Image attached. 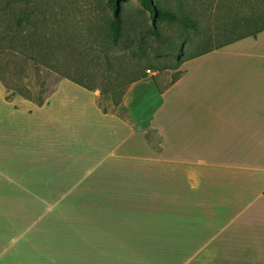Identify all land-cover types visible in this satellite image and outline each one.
I'll return each instance as SVG.
<instances>
[{"label": "crops", "instance_id": "1", "mask_svg": "<svg viewBox=\"0 0 264 264\" xmlns=\"http://www.w3.org/2000/svg\"><path fill=\"white\" fill-rule=\"evenodd\" d=\"M0 88V142L20 129L13 122L34 117L49 131L46 176L61 188L26 189L36 177L4 162L0 185L130 211L133 237L123 238H132L138 264H264V29L152 71L108 113L97 106L98 87L65 78L42 106L5 101Z\"/></svg>", "mask_w": 264, "mask_h": 264}, {"label": "rangeland", "instance_id": "2", "mask_svg": "<svg viewBox=\"0 0 264 264\" xmlns=\"http://www.w3.org/2000/svg\"><path fill=\"white\" fill-rule=\"evenodd\" d=\"M128 1L134 10L137 1ZM105 2L106 0H36V2L34 0L15 10V13L22 11L24 17L33 20L30 24H23L21 28L23 35L34 33L36 27L41 32L46 31L45 35L51 38L52 43L47 42L46 46L51 55L45 58V62L52 63L57 71L52 72L49 77L43 76L46 78L43 85L45 89L50 91L56 88L57 82L62 79V73L75 79H83L81 81L84 83H90L89 80L93 79L94 88H99L106 58L118 54L113 51L116 50L115 47L102 40L105 31L111 33V14ZM156 2L167 7L175 3L180 4L184 13L197 26L195 30L178 26L168 27L157 20L156 25L162 31L164 40L158 43L153 38L149 39L152 48L144 58V64L154 68L174 65L177 60H185L236 34L253 31L264 25V0H156ZM47 3L53 5L50 7L51 11L43 10L45 19L42 22L44 17L36 11V7ZM250 17L255 19L250 21ZM146 19V25L151 26V21ZM239 20L250 22L243 28L238 26L232 29L233 26L224 25L226 22ZM136 21L138 20L133 11V24ZM128 24H125L126 28ZM224 29L226 31H223ZM180 33L184 36L181 40L183 53L178 58L175 47L178 42L175 46L170 45L177 40ZM206 33L220 35L211 34V37L207 38ZM27 38L32 40V36ZM26 43L27 40H24L21 46L25 54ZM32 43L34 49L40 45L34 38ZM21 47L19 44L16 45L14 52L0 47V64L15 62L17 67H21L18 73L21 77L13 74L14 70L9 71L8 81L11 85L8 86L18 85L23 89H29L31 98L35 100L42 76L36 74L33 68L31 60L33 57L25 60L24 55H21L20 59L16 58ZM108 47H111V50ZM154 50L160 53L156 55ZM35 59L43 60L41 57ZM23 64L29 65L26 73L21 72ZM79 69L83 70L84 77L78 72ZM150 71L152 72V68ZM2 89L4 98L3 86ZM43 94H41L43 98L47 97V93ZM17 97L21 98L20 96L14 98ZM101 103L110 107L109 98L101 99ZM13 124L20 129L14 137L0 142V163L4 162L2 168L28 170L26 173L36 179L28 181L25 184L26 189L61 188L54 187L55 184H51V180L46 176L51 174L48 169L50 165L48 129L38 127L35 118L30 116L24 117L25 125L17 122ZM3 181L5 179L0 177V183ZM17 190L20 189L15 188V185H0V264H46L50 259L55 264H138L140 261L141 254L136 252L132 238H123L133 237L130 211L107 208L88 210L82 208V200L76 196L67 198L65 194L58 193L12 192ZM11 220H14V223ZM10 237L20 238L13 241ZM160 246L162 244L159 241L153 245L157 254L162 253Z\"/></svg>", "mask_w": 264, "mask_h": 264}, {"label": "trees", "instance_id": "3", "mask_svg": "<svg viewBox=\"0 0 264 264\" xmlns=\"http://www.w3.org/2000/svg\"><path fill=\"white\" fill-rule=\"evenodd\" d=\"M33 1L34 0H0V47H5L10 52H14V47H16V45L19 44L21 47L22 43H24V40H27V43L25 44L27 53L25 54L21 47V51L17 53L18 56L16 58L20 59L21 55H24L23 57H25V60L28 57H33L31 59L33 62V68L36 74H41L42 76V80L39 83L37 98L33 100L31 98L32 96L30 90L26 88L23 89L22 86H8L9 84L11 85V83H9L8 81V74L10 70H14L12 71V73L16 76H20L18 75V73L20 72L21 67H17L15 62L0 64V83L4 88L5 101L10 102L14 99V97L20 96L27 101L33 102L37 106H42L43 104L47 103V98L55 90V88H53L49 91L47 88L45 89L43 87L44 83H46V78H43V76L49 77L52 72L57 71L52 63L45 62V58H49V56L51 55L46 47L47 42H51V38L49 39L45 35L46 31L41 32L36 27L33 30L34 33L23 35L21 33L23 24H30V22H33V20L32 18L24 17V13L22 11H18L17 13H15V10L21 5H26ZM136 1L137 7H134V10L128 0H106L105 2L107 10L111 14V33L105 31L102 40L104 41V43H108L112 47H115L116 50L113 51H116L118 54L106 58L105 70L103 71V77L99 83L100 89L96 102L97 106L101 108L104 113L111 112L118 106L121 98L123 97L125 91L131 83L145 78V70H150V68H152V71L164 72L166 70L175 69L179 67L185 60L200 57L213 50L220 49L228 44L239 41L245 37L251 36L252 34L258 33L262 29H264L263 25L253 31L236 34L234 37L223 40L215 46H211L200 51L199 53L191 55L185 60H177L174 65L154 68L151 65L144 64V58L149 52L148 50L152 48L149 39L153 38L158 43H161L164 40V38H162V31H160V29L157 27L156 21L158 20L160 23L168 27L178 26L186 27L188 29L191 28L192 30L196 29L197 24L192 21L187 14L184 13L182 6L178 3L167 7L160 5L158 2H156V0ZM52 5L53 4L49 5L48 3L37 5L36 11L44 17L45 13L43 12V10H50V7H52ZM133 11L136 19L138 20L135 24H133ZM146 18L151 21V26L146 25ZM253 18L255 19V17H250L249 20L252 21ZM44 19L45 17L42 19V22L44 21ZM249 20L248 22H250ZM248 22L247 20H239L232 23L226 22L224 25L229 24L230 26H233L232 29L237 28L238 26H242L241 28H243L246 24H248ZM126 23H129V26L127 28L125 27ZM223 31H226V29H224ZM55 34L59 35V33ZM206 34L207 38H209L211 37V34L217 33ZM180 35L177 37V40L175 42H172V45H170L175 46V44L178 42L175 46L178 58L183 53V43L181 40L184 36L182 33H180ZM217 35L219 36L220 34ZM27 36H32V40L34 38V41L39 43L40 45H38V47L34 49L32 47L34 46L32 40L28 39ZM108 48H110L111 50V47ZM154 52L156 55L160 53L157 52V50H154ZM36 57H41L43 58V60L38 61L35 59ZM21 60L23 61V59ZM23 63L25 62L23 61ZM21 66V72L26 73L29 65L23 64ZM82 71L83 70L79 69L78 72L84 77L85 75L82 73ZM96 75H98V73ZM26 76L27 75H25V77ZM61 77L70 80L71 82L88 91H92L94 88L93 79L89 80L90 83H84L83 81H81L83 79H75L65 73H62ZM153 81L159 93H162L165 89V86H162L161 82L157 81L155 78L153 79ZM43 93H47V97L43 98L41 96V94ZM106 98H109L110 107H107L101 103V99Z\"/></svg>", "mask_w": 264, "mask_h": 264}, {"label": "built area", "instance_id": "4", "mask_svg": "<svg viewBox=\"0 0 264 264\" xmlns=\"http://www.w3.org/2000/svg\"><path fill=\"white\" fill-rule=\"evenodd\" d=\"M145 72H146V74H151L152 73L150 70H146Z\"/></svg>", "mask_w": 264, "mask_h": 264}]
</instances>
